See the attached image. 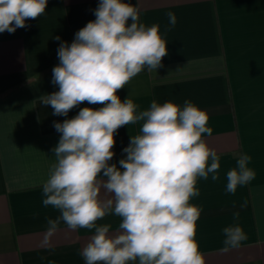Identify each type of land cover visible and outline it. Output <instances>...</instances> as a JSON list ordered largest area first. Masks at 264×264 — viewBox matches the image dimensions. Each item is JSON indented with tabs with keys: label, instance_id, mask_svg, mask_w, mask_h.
<instances>
[{
	"label": "crops",
	"instance_id": "1",
	"mask_svg": "<svg viewBox=\"0 0 264 264\" xmlns=\"http://www.w3.org/2000/svg\"><path fill=\"white\" fill-rule=\"evenodd\" d=\"M125 2L139 9L141 23L159 26L168 55L157 70L145 68L118 90L121 101L133 99L139 112L153 100L181 107L189 100L207 113L213 130L203 138L220 157L219 179L213 181L211 174L198 179L200 194L190 201L202 210L195 238L205 264H264V0ZM99 3L48 0L42 16L26 20L14 33H0V264H86L81 251L94 230H71L61 221L44 243L48 221L60 212L43 204L42 188L62 135L54 123L103 105L85 101L67 116L53 115L41 97L59 90L52 81L60 44L70 46L96 19ZM169 12L176 16L175 26ZM141 126L118 129L109 164L120 168L123 149ZM242 154L252 157L248 167L255 179L227 193V173L238 167ZM120 222L110 214L97 223L111 224L114 234ZM236 225L247 239L224 251L223 229Z\"/></svg>",
	"mask_w": 264,
	"mask_h": 264
},
{
	"label": "clouds",
	"instance_id": "2",
	"mask_svg": "<svg viewBox=\"0 0 264 264\" xmlns=\"http://www.w3.org/2000/svg\"><path fill=\"white\" fill-rule=\"evenodd\" d=\"M47 4L0 0V33L26 27L25 21L42 16ZM94 14L96 19L75 34L70 46L60 44L52 81L59 90L41 97L53 115L67 116L85 101L103 105L84 107L74 118L54 123L62 135L42 191L43 204L60 216L48 221L44 243L62 221L71 230H94L81 251L86 264H205L195 238L202 210L190 201L200 194L198 179L210 174L213 181L219 179L220 157L203 138L213 131L208 115L189 100L183 107L153 100L139 112L133 99L121 101L118 90L145 68L162 66L167 43L159 26L141 23L139 9L125 0H100ZM168 17L175 26V14ZM138 122L140 133L123 149L120 168L109 164L118 129ZM251 159L238 157V167L227 173V193L255 179ZM110 214L121 219L114 234L111 224L97 223ZM223 232L224 251L247 239L239 225Z\"/></svg>",
	"mask_w": 264,
	"mask_h": 264
}]
</instances>
